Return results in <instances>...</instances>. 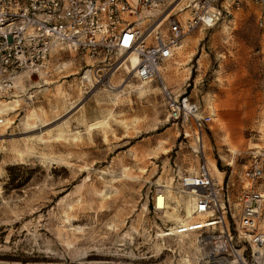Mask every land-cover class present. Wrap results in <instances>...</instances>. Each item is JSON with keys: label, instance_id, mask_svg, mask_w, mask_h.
<instances>
[{"label": "rangeland", "instance_id": "rangeland-1", "mask_svg": "<svg viewBox=\"0 0 264 264\" xmlns=\"http://www.w3.org/2000/svg\"><path fill=\"white\" fill-rule=\"evenodd\" d=\"M165 1L170 8L178 0ZM257 12L242 4L229 21L194 27L182 40L186 92L200 106L207 93L215 109L199 144L189 123L167 116L158 83L122 67L109 71L110 83H76L85 63H102L69 50L53 53L46 73L0 83V264H264V245H250L234 225L239 172L264 147ZM122 58L110 54L103 64ZM175 64L165 85L179 93L185 80ZM199 145L208 167L231 170L229 210L221 230L171 234L189 205L177 177L195 168ZM161 185L170 189V208L158 212L150 199Z\"/></svg>", "mask_w": 264, "mask_h": 264}, {"label": "built area", "instance_id": "built-area-1", "mask_svg": "<svg viewBox=\"0 0 264 264\" xmlns=\"http://www.w3.org/2000/svg\"><path fill=\"white\" fill-rule=\"evenodd\" d=\"M177 3L168 8L171 2L165 0H0V83H11L22 72L46 73L51 55L60 50L91 61H104L108 55L117 54L123 57L117 64L107 61L93 67L85 63L80 80L110 83L109 71L122 67L141 82L155 81L167 116L189 123L194 141L199 144L201 132L209 127L213 114L204 113L203 107L190 100L185 91L175 93L165 85V63L172 59L190 30L213 27L223 18L229 21L242 4L256 6L255 23L264 31V0H190V12L184 19L169 14ZM133 57L136 62L131 67ZM194 157L195 168L179 175L176 184V191L189 202L190 216L187 221L175 223L168 230L171 234L221 230L229 210L230 174L222 171L220 180L211 176L201 148L194 150ZM240 179L243 182L237 195L239 212L234 225L238 236L250 245L262 246L264 147L252 154ZM169 191L164 185L154 191L150 199L153 210L170 208ZM174 209L178 211L180 206Z\"/></svg>", "mask_w": 264, "mask_h": 264}, {"label": "crops", "instance_id": "crops-1", "mask_svg": "<svg viewBox=\"0 0 264 264\" xmlns=\"http://www.w3.org/2000/svg\"><path fill=\"white\" fill-rule=\"evenodd\" d=\"M188 1H190V0H187L186 1V3H184V5H183V0H178V3H180L181 4V6L180 7H178L177 9H172L170 12H169V14H172V15H174L175 17H179V18H181V19H184V18H186V17H188V15H189V12H190V8H189V6H187V3H188ZM177 3V4H178ZM184 8H186L187 10V16L186 17H183V9ZM179 11H182V12H179ZM182 45H183V43L181 42V45H180V47L176 50V52L174 53V56L172 57V59H170L169 61H167L166 63H165V66H164V68H163V70H162V77H163V80H164V82H165V80H166V78H168L169 77V71H167V66L171 63H176L175 64V66H173L174 67V69H176V71L174 72V73H176V75H177V73H178V76L180 75V80L181 81H184V84H183V90H182V92L183 91H185L186 92V89H187V87L189 86V77H190V70H188V69H186V70H184V72H183V67L182 68H180L181 67V65L183 64V55H182V59H181V61H178L177 62V58H178V55H179V53L181 54L182 52H183V49H182ZM72 52V51H71ZM73 54H74V52H72ZM183 54V53H182ZM75 55V54H74ZM73 55V56H74ZM96 63H102L103 64V62L104 61H102V59H97L96 61H95ZM172 67V66H171ZM180 72H182V73H180ZM75 73V71H69L66 75H63L62 77H66V76H69V75H72V74H74ZM171 73V72H170ZM80 79V78H79ZM22 82V81H21ZM43 83H45V81L43 82ZM76 83H85V82H83V81H81V80H79L78 82L76 81ZM192 83H193V81H192ZM186 94L188 95V97H189V99L190 100H192V101H194L195 103H197V104H199L200 105V103H199V101L196 99V98H194L193 96H194V93H192V89H188V92H186ZM212 96H210V97H208V95H207V93H205L203 96H202V104H201V106L203 107V110H204V113H208V112H210V113H212L213 114V118H212V120L214 119V117H215V109H214V107H213V100H212V98H211ZM262 118H264V109H263V111H262ZM212 122V121H211ZM207 128H209V127H207ZM56 129V128H55ZM54 129V130H55ZM56 133H57V131H56ZM55 133V134H56ZM201 136H202V134H201ZM249 161V160H248ZM247 165V164H246ZM246 165H243V168L246 166ZM211 168V169H210ZM243 170V169H242ZM241 170V171H242ZM209 171H210V174H211V176H214V177H216L218 180H220L221 178H222V176H223V173L222 172H220V171H218L217 170V168L213 165V164H211L210 165V167H209ZM241 171L239 172V177H241ZM216 172V173H215ZM230 172H231V170L229 171V174H230Z\"/></svg>", "mask_w": 264, "mask_h": 264}, {"label": "bare ground", "instance_id": "bare-ground-1", "mask_svg": "<svg viewBox=\"0 0 264 264\" xmlns=\"http://www.w3.org/2000/svg\"><path fill=\"white\" fill-rule=\"evenodd\" d=\"M130 62H131V67L132 66H134V64H135V62H136V59H135V57H133V58H131V60H130ZM127 69L129 70V66L127 67ZM198 148H201V145H199L198 146ZM162 186V185H161ZM161 198L158 196L157 197V203L158 204H160V202H161V200H160ZM186 206V205H185ZM166 211V210H165ZM185 217H184V219H181V218H177L175 221H181V222H183V221H187L186 219L190 216V208H189V205H187V207H185ZM175 215H177L178 216V214H175ZM254 246V245H253ZM83 258V257H82Z\"/></svg>", "mask_w": 264, "mask_h": 264}, {"label": "trees", "instance_id": "trees-1", "mask_svg": "<svg viewBox=\"0 0 264 264\" xmlns=\"http://www.w3.org/2000/svg\"><path fill=\"white\" fill-rule=\"evenodd\" d=\"M11 169H12V167L7 168V173L9 174V181L13 180V177L11 176ZM21 184H23V183H18V185L16 184V185H12V186L16 188V187H19Z\"/></svg>", "mask_w": 264, "mask_h": 264}]
</instances>
